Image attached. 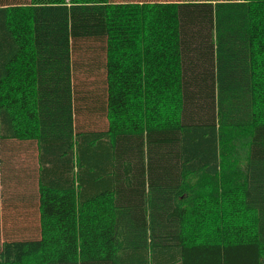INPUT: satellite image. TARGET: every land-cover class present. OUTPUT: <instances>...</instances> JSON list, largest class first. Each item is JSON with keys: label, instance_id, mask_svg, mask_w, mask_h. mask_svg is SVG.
I'll list each match as a JSON object with an SVG mask.
<instances>
[{"label": "trees", "instance_id": "1", "mask_svg": "<svg viewBox=\"0 0 264 264\" xmlns=\"http://www.w3.org/2000/svg\"><path fill=\"white\" fill-rule=\"evenodd\" d=\"M1 141L0 264H264V0H0Z\"/></svg>", "mask_w": 264, "mask_h": 264}, {"label": "rangeland", "instance_id": "2", "mask_svg": "<svg viewBox=\"0 0 264 264\" xmlns=\"http://www.w3.org/2000/svg\"><path fill=\"white\" fill-rule=\"evenodd\" d=\"M69 1V0H68ZM12 142L3 143L0 142V151H1V158L2 161L5 162L4 158H9L13 160L9 153L8 156H3L2 150H11L12 149ZM35 143H31L30 148L36 150ZM23 155V153L21 154ZM36 155V151H35ZM17 158V155H16ZM7 159V160H9ZM15 164L19 165L16 161H13ZM36 165V163H35ZM235 165H238L235 162ZM25 177L28 179L29 175L25 174ZM12 181V180H11ZM223 180L218 183V186H221ZM215 185V186H217ZM214 186V187H215ZM23 188H27L30 192L33 193L35 196L38 190L37 182L29 183L25 185L24 183H19L16 180H13L11 184H6L5 181L1 184L2 190V218L0 219V246L1 244L6 241L7 239L10 240H26V239H34L36 237H40V228L38 222L39 213L37 208L34 207V203L37 202L36 198L34 199L33 204L29 202V200H25L23 197L24 194L27 195L26 191H23ZM35 189V192H34ZM224 194V192L222 193ZM197 207V202L194 201L192 204V208ZM210 214L204 215V223L200 225V231H203V227L207 224L210 226H214V223L219 220H215L210 222L213 217H216L221 214L215 212L213 209L210 210ZM194 222H199V219H194ZM223 228L227 227L226 224L221 225ZM192 233V232H191ZM193 234V233H192Z\"/></svg>", "mask_w": 264, "mask_h": 264}]
</instances>
